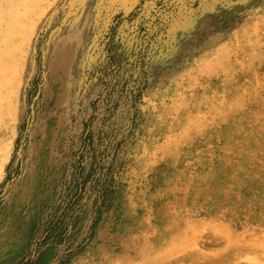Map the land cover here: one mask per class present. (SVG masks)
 <instances>
[{
    "label": "rangeland",
    "instance_id": "obj_1",
    "mask_svg": "<svg viewBox=\"0 0 264 264\" xmlns=\"http://www.w3.org/2000/svg\"><path fill=\"white\" fill-rule=\"evenodd\" d=\"M0 7V264H264V0Z\"/></svg>",
    "mask_w": 264,
    "mask_h": 264
},
{
    "label": "bare ground",
    "instance_id": "obj_2",
    "mask_svg": "<svg viewBox=\"0 0 264 264\" xmlns=\"http://www.w3.org/2000/svg\"><path fill=\"white\" fill-rule=\"evenodd\" d=\"M6 9H7V8H6ZM10 9H11V8H10ZM0 10H1V11H3V9H2L1 7H0ZM1 11H0V12H1ZM10 11H11V10H10ZM3 12H5V13H6V10H5V11H3ZM3 12H2V13H3ZM5 13H4V15H6ZM9 13H10V15H11V13H12V12H9ZM8 15H9V14H8ZM12 16H13V15H12ZM14 16H15V15H14Z\"/></svg>",
    "mask_w": 264,
    "mask_h": 264
}]
</instances>
